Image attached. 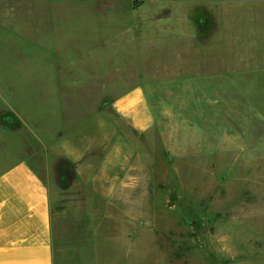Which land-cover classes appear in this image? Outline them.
<instances>
[{
  "label": "rangeland",
  "instance_id": "374dc122",
  "mask_svg": "<svg viewBox=\"0 0 264 264\" xmlns=\"http://www.w3.org/2000/svg\"><path fill=\"white\" fill-rule=\"evenodd\" d=\"M9 1L0 88L32 123L98 119L135 83L155 115L135 135L111 114L95 134L116 140L127 188L58 164L57 226L102 232L136 213L134 261L93 244L111 264H264V0ZM84 95L96 109H78Z\"/></svg>",
  "mask_w": 264,
  "mask_h": 264
},
{
  "label": "crops",
  "instance_id": "0c3cea01",
  "mask_svg": "<svg viewBox=\"0 0 264 264\" xmlns=\"http://www.w3.org/2000/svg\"><path fill=\"white\" fill-rule=\"evenodd\" d=\"M1 1L6 5L10 2ZM214 10L210 8L209 14ZM8 12L7 7L2 12L0 30L8 26L5 25L9 23ZM1 90L0 264H92V259L94 264H111L104 252L107 249H115L120 256H133L131 260L134 261L138 235L131 223L136 220V213L108 215L112 220L121 221L120 227L114 230L59 228L57 221L60 219L56 220L53 199L54 190L62 189L65 187L63 183L67 182L64 169H58L61 161L69 162L78 173H90L93 187H99L95 182L100 183L104 177L103 183H108L103 185L104 188L128 187L123 182L117 183L119 176L114 158L119 155V150L114 147L116 140L112 143L111 139L105 140V136H101L100 141L105 140L106 146L96 145L98 138L95 134L105 129L109 133L111 114L135 135L150 130L155 124V115L144 85L135 83L113 98L108 104L109 109L103 110L102 117L95 120L84 118L79 122L62 119L55 130L49 122L32 123L20 103ZM83 97L78 109L97 108L93 102L87 105V96ZM104 120L108 121L106 127ZM32 141L38 144L39 155L32 150ZM48 153L54 158L52 166ZM36 156H40L38 161ZM93 244H102L103 253Z\"/></svg>",
  "mask_w": 264,
  "mask_h": 264
}]
</instances>
